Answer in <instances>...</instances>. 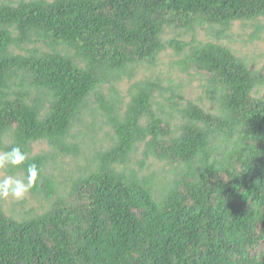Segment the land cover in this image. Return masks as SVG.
<instances>
[{"label": "trees", "instance_id": "trees-1", "mask_svg": "<svg viewBox=\"0 0 264 264\" xmlns=\"http://www.w3.org/2000/svg\"><path fill=\"white\" fill-rule=\"evenodd\" d=\"M260 19L264 0L0 4V152L38 166L43 201L14 218L0 198V264H264V77L218 42ZM203 27L217 41L162 39ZM167 49L215 112L136 80Z\"/></svg>", "mask_w": 264, "mask_h": 264}, {"label": "rangeland", "instance_id": "rangeland-1", "mask_svg": "<svg viewBox=\"0 0 264 264\" xmlns=\"http://www.w3.org/2000/svg\"><path fill=\"white\" fill-rule=\"evenodd\" d=\"M20 0H0L2 3H16ZM259 24L263 29L258 34V38H251L252 33L255 28L254 25L250 23H235L228 32V38H221L218 42L228 44L234 48L238 53L247 61V63L256 70L261 72L264 77V19L259 20ZM177 33H181V38L186 43H191L194 39L195 42H207V41H217L212 34H209L204 27L199 29L195 34L194 38L190 33H183V31H172L170 29L166 30L163 34L162 39L168 41L173 38H177ZM179 60L174 52L167 49L162 53L157 61V65L152 71H147L145 68H141L137 71L136 80H140L144 77L158 76L163 80V84L167 86L169 82L166 80L170 79L173 84H176L177 91L185 98V100H190L205 110H210L215 112L218 108V95L211 93V89L207 85V82L195 75H187L182 72H178L177 68L174 66V62ZM129 81L125 80L119 85V90L122 95H125L128 88ZM255 96L264 99V84L258 87L255 91ZM47 147L44 144L36 145L33 149V154H37ZM155 167V166H154ZM154 167L152 168L155 171ZM5 174H12L18 177H22V174L13 169H0V177ZM43 201L31 197L29 193L22 200H14L11 197L3 198V206L6 212L13 216L14 218H19L20 214L23 215L25 212L34 215L39 214L42 211L41 205ZM33 212V213H31Z\"/></svg>", "mask_w": 264, "mask_h": 264}, {"label": "clouds", "instance_id": "clouds-1", "mask_svg": "<svg viewBox=\"0 0 264 264\" xmlns=\"http://www.w3.org/2000/svg\"><path fill=\"white\" fill-rule=\"evenodd\" d=\"M26 161L27 154L18 146L0 152V169H14L24 165ZM39 172L38 166L31 163L27 165L26 175L22 177L12 174L3 175L0 177V198L24 199L35 186Z\"/></svg>", "mask_w": 264, "mask_h": 264}]
</instances>
